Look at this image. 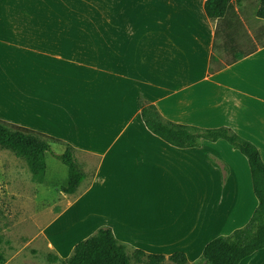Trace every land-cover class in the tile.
I'll return each mask as SVG.
<instances>
[{
  "label": "crops",
  "instance_id": "1",
  "mask_svg": "<svg viewBox=\"0 0 264 264\" xmlns=\"http://www.w3.org/2000/svg\"><path fill=\"white\" fill-rule=\"evenodd\" d=\"M19 1L13 3L15 15L0 17L1 62L9 67L6 85L13 88L0 85L2 120L69 144L80 169L76 156L99 160L82 193L95 195L88 212H101L109 195V213L102 214L108 222L102 224L122 241L134 237L136 250L164 256H186V249L176 251V240L204 241L201 254L214 237L246 225L257 200L240 153L223 140H201L193 149L172 146L147 130L139 104L154 105L175 124L230 128L252 142L264 162V46L209 75L211 55L221 59V53L212 50L216 21L204 12L206 0H144L141 19L114 22L142 24L141 41L124 32H42L38 0H27V6ZM258 6L259 0L243 2L246 29L264 23L256 17ZM210 156L227 172L212 166ZM176 194L199 197L201 208L186 210L179 202L175 213L163 215V199ZM129 195L153 200L146 217L130 212ZM259 251L239 264L264 253Z\"/></svg>",
  "mask_w": 264,
  "mask_h": 264
},
{
  "label": "rangeland",
  "instance_id": "2",
  "mask_svg": "<svg viewBox=\"0 0 264 264\" xmlns=\"http://www.w3.org/2000/svg\"><path fill=\"white\" fill-rule=\"evenodd\" d=\"M48 1L38 0V4H40V6L38 5L39 31L77 34L100 32L122 34L124 32L130 34L137 41L144 39L142 38V24L126 27H117L114 24L121 20L120 22L127 21V24L130 25L129 21L141 19L144 15V8L141 5L144 0ZM13 3L14 0H0V17L15 15ZM19 4L29 5L27 0H20ZM9 26L12 31L19 30L17 25ZM258 27L264 29V23L262 21L249 23L247 29L252 33ZM4 30V26L0 24V31ZM5 58L4 54H0V85L8 84L10 78L9 67L1 62ZM7 88L13 91V88ZM8 97L9 101L13 99L10 94ZM0 106L2 107V99ZM0 110L2 109L0 108ZM0 119H3L1 112ZM237 135L245 139L244 136ZM230 148L240 153L231 146ZM50 149L51 153L46 154L45 157L44 182L36 183L32 180L26 162L11 150L0 146V264H62L61 260L71 255L75 244L93 235L99 228L109 227L106 225L108 218L102 216L104 213H109V195H106L101 201L106 202L105 206L107 205V207L101 205V212L93 209V214L88 212L86 207L90 202H95V195H82L84 190L91 185L99 160L76 156L85 173V180L79 190L70 195L63 191L68 174L67 168L51 155L62 154L64 145L51 142ZM239 157L245 161V164L247 163L241 153ZM208 161L212 166L221 170V173L223 170L227 172V166L224 163L221 166V162L217 163L219 160L210 156ZM182 196L184 195H167L163 199L165 205L162 207V214L169 217L170 214L175 213L177 207L180 206L179 202L181 203L180 208L186 210L201 208L199 197H195V199L190 196L186 199L185 197L180 198ZM126 203L132 204L130 212L135 218L140 219L147 216V210L150 209L149 205L153 203V200L147 195H129ZM142 203L144 208H141ZM102 222L106 224H102ZM116 239L125 246L130 264H143L134 260L133 252L136 250L133 245L134 237L127 241H122L118 237ZM203 242L182 241L179 242L182 244H179L176 240V251L177 248L186 249L189 264H204L201 258L202 253L200 254ZM189 243L193 244L189 245ZM262 251L264 250L259 252ZM168 256L170 254H165V257ZM52 257H57V260H52ZM243 264H264V253L250 257Z\"/></svg>",
  "mask_w": 264,
  "mask_h": 264
},
{
  "label": "trees",
  "instance_id": "3",
  "mask_svg": "<svg viewBox=\"0 0 264 264\" xmlns=\"http://www.w3.org/2000/svg\"><path fill=\"white\" fill-rule=\"evenodd\" d=\"M245 0H206L204 12L215 22L212 50L221 53V59L210 57L208 74L219 71L242 57L264 46V29L258 27L248 33L241 17L240 8ZM256 17L264 21V0H259ZM246 39L244 40V37ZM141 119L147 130L164 142L177 148H199L200 141L223 140L238 150L247 160L252 189L257 207L249 221L242 228L233 230L227 236H218L203 248L201 258L204 264H239L241 260L264 249V162L257 147L238 136L227 127L199 129L185 124H175L162 118L154 105L140 102ZM64 145L60 155L51 154L68 171L63 191L73 194L85 178L79 168L75 149L54 137L30 128L0 119V146L22 158L29 169L32 180L43 183L46 173V154L51 153L50 143ZM134 260L143 264H189L185 254L177 251L168 257L158 254L133 252ZM57 260V257H52ZM62 264H130L126 248L113 235L109 227L99 228L93 235L75 244L71 255L61 260Z\"/></svg>",
  "mask_w": 264,
  "mask_h": 264
}]
</instances>
